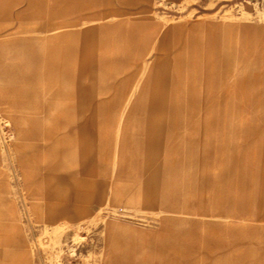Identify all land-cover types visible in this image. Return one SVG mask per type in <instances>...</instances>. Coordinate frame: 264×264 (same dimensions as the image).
Wrapping results in <instances>:
<instances>
[{"label": "rangeland", "instance_id": "rangeland-1", "mask_svg": "<svg viewBox=\"0 0 264 264\" xmlns=\"http://www.w3.org/2000/svg\"><path fill=\"white\" fill-rule=\"evenodd\" d=\"M0 264H264V0H0Z\"/></svg>", "mask_w": 264, "mask_h": 264}]
</instances>
